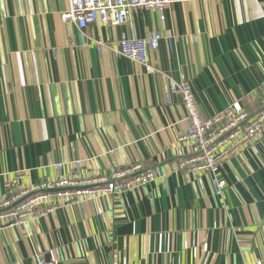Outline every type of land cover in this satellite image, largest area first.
Listing matches in <instances>:
<instances>
[{
	"label": "crops",
	"instance_id": "1",
	"mask_svg": "<svg viewBox=\"0 0 264 264\" xmlns=\"http://www.w3.org/2000/svg\"><path fill=\"white\" fill-rule=\"evenodd\" d=\"M69 0H0V199L17 181L109 176L132 164L158 180L102 194L0 231V264H264V138L225 173L180 169L195 152L171 84L189 81L205 119L255 117L264 85V0H172L166 19L136 9L126 25L81 29ZM174 39L148 67L123 56V34ZM99 41L103 42L99 46ZM83 163L75 171L73 164Z\"/></svg>",
	"mask_w": 264,
	"mask_h": 264
},
{
	"label": "built area",
	"instance_id": "2",
	"mask_svg": "<svg viewBox=\"0 0 264 264\" xmlns=\"http://www.w3.org/2000/svg\"><path fill=\"white\" fill-rule=\"evenodd\" d=\"M171 3L172 0H69L70 9L61 18L75 23L81 29L96 22L118 27L128 23L134 10L148 9L158 12L161 21H164L165 11ZM163 41L173 51L174 39L170 36L155 33L149 39H140L123 34L117 43V50L126 58L148 67L149 51L159 50ZM103 44L101 41L98 43L99 46ZM174 94L182 97L190 123L180 139L188 141L195 149L187 162L180 165V169L211 174L217 195H223L228 185L225 173L230 162L264 138V85L263 105L255 117L246 110L228 108L211 119H205L192 85L185 79L180 84H171L167 100H171ZM64 168L63 163L57 164L59 176L43 180L37 186L23 187L14 181L9 195L0 199V231L23 227L30 221L34 222L97 195L137 190L159 178L157 170L145 169L141 164L115 169L109 176L92 177L81 174L63 176L61 172ZM82 168L81 161L74 162L75 171ZM37 263L52 264L43 256L38 257Z\"/></svg>",
	"mask_w": 264,
	"mask_h": 264
}]
</instances>
